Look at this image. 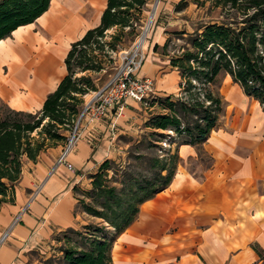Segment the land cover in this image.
<instances>
[{
    "label": "crops",
    "instance_id": "crops-1",
    "mask_svg": "<svg viewBox=\"0 0 264 264\" xmlns=\"http://www.w3.org/2000/svg\"><path fill=\"white\" fill-rule=\"evenodd\" d=\"M107 4L51 0L34 22L0 40V101L40 111L67 75L72 44L101 23ZM229 78L238 95L228 103L227 121L220 119L199 145L177 149L187 159L200 147L211 163L195 175L179 162L182 170L177 166L171 183L141 204L135 221L115 236L112 264H264L253 247L264 252V108ZM138 103L128 98L121 115L111 111L102 121L86 122L69 156L75 170L61 165L46 178L53 167L39 161L33 168L25 161L14 203L0 208V237L8 231L0 264H45L47 250L62 244L58 234L87 224L75 211L74 189L84 183L82 175L113 157L111 136L124 116L133 119Z\"/></svg>",
    "mask_w": 264,
    "mask_h": 264
},
{
    "label": "trees",
    "instance_id": "trees-1",
    "mask_svg": "<svg viewBox=\"0 0 264 264\" xmlns=\"http://www.w3.org/2000/svg\"><path fill=\"white\" fill-rule=\"evenodd\" d=\"M50 1L0 0V40L11 36L18 27L34 22L49 8ZM150 1L108 0L101 23L72 44L65 59L67 75L47 96L43 108L36 113L9 106L0 111V208L4 203L15 201L24 159L36 162L47 144H58L66 138L65 131L72 129L83 107L82 96L91 85L89 77H75L76 68L83 71L91 69L95 64L93 45L103 44L101 40L109 29L119 27L122 32L127 27L133 28L136 16L144 12ZM226 1L230 3V9L236 10L237 16L218 13L202 22L193 32H175V37L185 43L177 53L170 55L164 52L169 56L170 66L181 76L180 87L184 95L177 102H173L170 96L165 98V109L169 112L152 116L145 126L155 130L170 128L174 135L166 139L169 144L167 152L146 160L147 170L138 177L130 166L121 168V198L117 187L106 184L111 159L105 160L96 172L90 174L101 210L89 205L86 211L108 221L117 230L115 236L135 221L141 204L171 183L181 160L178 146L199 145L219 122L223 102L211 86L217 84L220 75H229L246 95L258 100L264 108V0ZM213 7L216 9L219 5L216 3ZM118 36L119 33H115L113 38ZM170 41L162 46L163 50L167 49ZM194 82L203 87L198 89ZM193 89H197L198 96L193 97ZM159 100L154 97L148 103L151 106ZM187 115L195 119L191 116L190 121ZM36 131L41 135V141L32 136ZM154 135V132L145 134L142 141L152 142ZM78 188L74 189L75 192ZM107 229L102 227L97 231L106 233ZM67 231L78 229H67L55 237L62 241L57 247L61 254L47 258L45 264H112L114 238L90 233L87 236L94 239L78 245L69 237L66 240L60 237ZM253 247L264 260V252L259 246Z\"/></svg>",
    "mask_w": 264,
    "mask_h": 264
},
{
    "label": "rangeland",
    "instance_id": "rangeland-1",
    "mask_svg": "<svg viewBox=\"0 0 264 264\" xmlns=\"http://www.w3.org/2000/svg\"><path fill=\"white\" fill-rule=\"evenodd\" d=\"M243 1L246 2V0ZM179 2H173L172 0H151L146 5L144 12L141 15L138 14L136 16L137 18L133 22V28L127 27L122 32L119 30V27L109 29L106 31L105 37L101 40V43L103 44L95 43L93 45L92 55L95 57V64L91 69L83 71L76 68L75 71V77L85 75L91 79V85L88 92L82 96V104H84L94 91L106 84L114 75L120 62V53L133 48L135 43H137L138 39L144 33L145 29L149 27L146 31L145 45L142 47L145 56L144 65L147 64L145 67L143 65L141 70H146V67L152 68L150 75L147 77L151 78L153 81L155 97H158L160 100L157 104L151 106H145L138 103L137 108L134 110L136 113L135 116H133V119L124 116L121 127H119L118 131H115L116 134L111 136L114 138V140H111V143H113V157L110 158L111 161L108 165L106 184L117 187L119 198H121V187L123 186L121 185V168L130 166L133 171H135L134 174L137 177L144 174L147 170L145 161L154 156L160 157V155L166 153L169 147L166 139H168L170 135H174L170 128L166 130H155L146 127L145 123L156 114L169 112L168 109H165V98L170 96L173 102H177V100L184 95L183 88L180 87L181 76L178 70L170 66L169 56L164 54V52L169 53L170 55L177 53L180 51V46L185 43L183 40L175 37V32H193L202 22L211 19L212 16L218 15V13H222L224 16H237L236 10L230 9V3L226 0H186L181 4H178ZM216 3L219 7L214 9L213 6ZM157 5L158 7H156ZM149 22L150 26H148ZM115 33H119L117 39L113 38ZM168 40H171L169 46L166 50H163L162 46ZM157 45H159L158 48ZM194 83L197 85L198 89L203 87L202 84H197V82ZM216 83L215 86L212 85L211 87L214 93L220 95L223 102V111L219 114L218 120L221 119L222 122H226L228 117V103L231 101V98L238 95L236 94L237 90L227 75H220ZM192 92L193 97L199 95L197 89H193ZM7 107L8 106L4 102L0 101V111ZM30 113L36 112L33 111ZM187 116L190 121L195 119L192 115V119L190 115ZM85 124L86 121L81 124V135ZM71 130L65 131L66 138ZM153 132L155 133L152 137L154 141H142L145 134H151ZM32 136H35L37 140H42L38 131L34 132ZM66 138L58 144H47L36 162L28 159L31 167L35 168V165L39 161H44L48 167H53L61 152L62 146L66 142ZM47 143H49L48 140ZM196 150L197 153L195 156L192 155L187 159H181L180 165L184 166L186 170L192 171L195 175H199L203 168L211 163L212 158L205 154L200 147H197ZM26 160L27 158L24 159V163ZM31 167L30 170L32 171ZM178 169L182 170V167L178 166ZM82 176L83 179L81 182L84 183L75 192V194L81 199V203H78L75 211L79 212L80 216L89 226H78V231H67L66 234H63L60 237L65 238V240L69 237L78 245L83 244L85 241L87 242V240L90 241L94 239L93 237L90 238L87 236L90 233H98L100 236L106 235L110 237V239L115 238L114 236L117 233V230H114L108 221L89 214L86 211V208L89 205H94L98 210H101V208L98 207L99 203L95 192L93 191L90 174L87 175L88 177L85 176V174ZM102 227H108L106 233H103V231H97V229L101 230ZM55 245L56 243L53 246ZM52 247L47 250V252H51L50 256L47 258H50L53 255H59L57 248L53 249Z\"/></svg>",
    "mask_w": 264,
    "mask_h": 264
},
{
    "label": "built area",
    "instance_id": "built-area-1",
    "mask_svg": "<svg viewBox=\"0 0 264 264\" xmlns=\"http://www.w3.org/2000/svg\"><path fill=\"white\" fill-rule=\"evenodd\" d=\"M147 28L149 29V27ZM147 28L141 37L146 36ZM139 40L133 48L120 53V62L114 75L85 101L53 168L49 171L46 178L52 175L61 165H66L71 170L74 169L73 165L69 162V156L81 137V124L83 122L102 121L111 111L112 113L114 112L115 117L121 115L124 110L125 101L128 98L148 106V101L155 97V87L151 78L139 76V72L145 62L142 45L138 44ZM111 126L115 127L113 121L111 122ZM7 237L8 231L4 232L0 237V244Z\"/></svg>",
    "mask_w": 264,
    "mask_h": 264
},
{
    "label": "bare ground",
    "instance_id": "bare-ground-1",
    "mask_svg": "<svg viewBox=\"0 0 264 264\" xmlns=\"http://www.w3.org/2000/svg\"><path fill=\"white\" fill-rule=\"evenodd\" d=\"M159 5V4H158ZM158 5L156 6V7H158ZM148 26H150V22L148 23ZM148 29V28H147ZM148 35V34H147ZM140 40H139V42H138V44H141L142 45V47L145 45V37L143 36V37H140L139 38ZM144 50V49H143ZM240 115V114H239ZM240 117V116H239ZM238 123V122H237Z\"/></svg>",
    "mask_w": 264,
    "mask_h": 264
}]
</instances>
